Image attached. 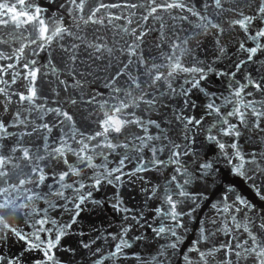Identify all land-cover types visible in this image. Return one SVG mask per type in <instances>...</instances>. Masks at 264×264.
Wrapping results in <instances>:
<instances>
[{"label": "snow or ice", "instance_id": "1", "mask_svg": "<svg viewBox=\"0 0 264 264\" xmlns=\"http://www.w3.org/2000/svg\"><path fill=\"white\" fill-rule=\"evenodd\" d=\"M211 3L220 12H237L235 7L225 8L223 0H211ZM253 3L255 7L251 15L240 11L237 18H232L229 22L230 26H239L244 33L251 32V26L256 24L254 33L245 36V40H251L255 46L246 47L244 42L239 44L245 58L233 65L237 69L244 65L246 60L252 61L254 54L258 51H264V43L261 42L264 40V0H249V7H252ZM67 5L68 15L74 16L78 21L75 24L77 28L80 27V24L85 26L103 24L104 17L97 15L101 9L121 6L132 10L143 8L146 14L141 18L146 21L150 18H157L155 14L158 12L186 7L184 4L168 2V0H162V2L143 0L142 3H131L125 0L123 5L105 4L100 0H67ZM205 7L208 5L205 4ZM60 8H65V5L61 4ZM105 15L111 22L112 14L106 12ZM193 15L198 16L203 22L198 23L197 27H202L204 30L210 27L217 32L224 31L220 24L212 23L206 16H200L198 12H194ZM114 18L121 19V17ZM123 18L127 20L128 25L133 23L129 17ZM9 24H13L17 29L24 25H30L32 32L29 33V37L24 39L23 43L13 49L11 55L6 54L3 48H0V61H9L6 64L0 63V84L3 85L0 87V113L6 114L0 115V182L8 186L0 187V193H6L8 188L17 189L29 183L36 188H41L43 185L48 191L33 192L28 190L30 194L25 198L29 201L43 200L48 208L56 207V200L65 202L71 200L72 211L75 215H79L81 203L87 201V197L81 194V189L91 187L92 190H96L102 183L119 184L122 176H134L137 171L160 172L162 169L171 167L172 174L166 178L163 187L156 185L145 190L149 196H157L160 201V206L154 208L159 223L157 227L152 228V232L155 237L167 241L161 244L159 249H156L151 261L153 264H165V261L170 259L169 249L175 251L180 243V237L175 229L181 226L180 217L184 215V212L182 209L178 210V206L186 200L195 201L200 198L189 190L190 185L203 182L204 188L207 190V185L210 182L216 183L215 175H217L219 157H222L224 162L230 166V171L234 175L251 181L253 187H256V178H262L261 187L264 188V147L261 146L264 145V136L260 143L255 145L256 150L253 151H243L238 143V139L242 135V128L264 134V98L260 100L242 98V93L246 96H252L253 92L264 93V80L256 81L248 78L247 84L233 88L229 93L234 97V100L223 97V103L217 104L214 94H210L200 87V81L204 79V68L185 67L180 57L175 56L174 53L165 57L166 64L149 63L142 55L137 54V42L144 35V30L141 29L138 33L136 28L125 26L133 38V44L126 45L121 50V54L126 53L127 55V63L121 61L114 70V74L108 77L105 84L108 91L107 98L101 96L98 100L96 95L89 96L87 103L96 106L93 110L96 126L81 130L76 127L75 114L66 110L59 100H54L56 107L47 106L46 103H36L39 97L35 81L40 72V68L36 67V60L20 64V71H15L17 63L24 56L26 47L35 45L36 48L45 50L58 39H64L65 34L74 35L71 28L60 17L50 18L46 21L44 9L35 3V0H16L13 4H9L7 0H0V26L7 27ZM137 27L140 26L137 25ZM33 36L34 38H32ZM76 39L79 40L80 37L76 36ZM8 43V39L0 36V45ZM171 46L173 49L178 47L175 43ZM88 47L96 52L105 48L104 45L95 43H89ZM61 48L69 54L68 60L74 63L77 56L73 49H77L78 45L75 43L70 47L61 45ZM106 50L109 54L113 51L112 49ZM220 51L223 52L224 49L220 48ZM32 55H36L35 48L32 49ZM133 63L136 64L135 74L132 72ZM44 67L48 68L53 76H56L58 69L51 60ZM162 68L164 70H161ZM10 70L13 73L11 75H9ZM211 70V68L208 69V71ZM179 72L192 75L191 79L185 81L188 88L181 86L177 93V89L173 87L172 79ZM217 74L223 75L222 73ZM229 74L231 75V73ZM6 75L7 79L4 78ZM69 75H72L71 71ZM142 76L147 77V80H142ZM18 78L27 81V85L19 91L10 92V86L16 84ZM57 80L60 85L64 86L65 91L70 86H80V81L77 80H74L72 85H69L66 80H59L58 76ZM121 80L124 81L123 85L120 83ZM145 84L153 88L158 85L166 86V91L184 97L181 106L174 110L173 116L180 128L179 132L174 133L170 129L168 133H165L156 120L145 119L143 113L138 114L142 105L145 110H150L157 103L155 97L149 98L148 93L145 92ZM249 87L253 89V92L246 91ZM189 89H198L200 92H204L207 103L202 106L203 114L200 116L189 114L185 110L197 107L191 101ZM56 95L58 96L59 93ZM13 96L16 97V103L21 105L15 111L10 110ZM80 100H83L82 96ZM25 103L29 106L27 109L23 107ZM66 103L74 106L78 100L69 96ZM226 104H232L231 111L223 110V105ZM32 113H37L34 119H30ZM49 114H52V119L45 120ZM207 117H214V119L205 128ZM233 120L237 122L233 123ZM37 121L39 122L37 123ZM54 127H59L61 133L58 140L53 139L49 144ZM65 127L68 129L67 132L63 131ZM152 128L158 131L157 135L152 134L150 131ZM200 133H203L204 140L207 142V145H202V147L214 145L218 152L217 158H210L206 153L201 155L200 151L195 148L197 136ZM173 135L176 136V139L172 138ZM33 136L36 137L35 140L32 139ZM72 144H75L76 147H72ZM120 153L123 154L119 155L116 161L118 166L109 168L108 156ZM128 153H132L136 161L131 173L124 172L126 163H130L132 159ZM69 157H74V159L70 160ZM97 157L102 158L100 163H96ZM85 170L90 171L91 175H88ZM72 177H81V179H72L71 183H66V180ZM13 178H15V183H9ZM48 179L52 180V184H47ZM65 189H70L73 195L66 196ZM91 194V191H88V197H91ZM257 195L260 196V190H257ZM260 198L264 200V196H260ZM113 199V208L121 210L122 201L117 196H114ZM94 203L99 202L94 201ZM9 206L10 202H5L0 204V209L8 210ZM25 207L31 208L27 216L33 220L32 233L26 234L18 227L10 226L6 222L5 215H0V223L3 224L4 232H10L17 239L24 241L27 250L43 252V259L37 260L35 264H59L55 260L52 250L57 247L62 236L66 234L69 225L64 224L54 229H46L43 226L48 223L46 210H44V217L35 219L40 215V210H37L33 205H25ZM212 208L216 210L217 215L227 214L225 221L231 219L233 222L232 225L225 223L224 227L217 231H224L227 235H231L242 230L244 239H236L234 244L226 239L223 242H214L211 247H208L206 242L213 232L202 227L197 239L191 242V247L183 254V264H216L217 255L221 257L220 264H231L230 257L235 256L239 259L242 254L245 257L251 256L254 264H264V205L257 209L256 204L236 194L233 188L228 187L223 197L214 203ZM122 210L129 213L125 219H130L132 222L121 228V233L126 234L131 227L139 225L142 213L131 215L132 210L126 207ZM238 213H244V223L238 222L236 215ZM166 220L171 223H165ZM206 222L212 225L216 224V220ZM51 223L56 225L57 222L52 220ZM149 227L151 226L149 225ZM42 232L53 233L54 238L42 239L40 236ZM141 238L136 237V239ZM3 239L4 237L0 236V241ZM114 239L116 238L114 237ZM84 247H88V245H84ZM130 247L125 236L120 235L119 242L115 244V251L110 252L109 256L112 258H117L118 254L123 256V249ZM0 264H21V258L15 255L11 258L0 255Z\"/></svg>", "mask_w": 264, "mask_h": 264}, {"label": "water", "instance_id": "2", "mask_svg": "<svg viewBox=\"0 0 264 264\" xmlns=\"http://www.w3.org/2000/svg\"><path fill=\"white\" fill-rule=\"evenodd\" d=\"M7 2L13 4L16 0H7ZM100 2L123 5L125 0H100ZM128 2L142 3L143 0H128ZM158 2H162V0H158ZM168 2H178L186 7L158 12L155 14L157 18H150L146 21L141 18L142 15L146 14L143 8L132 10L121 6L101 9L97 15L104 17L103 24H89L87 26L80 24V27L77 28L75 24L78 21L75 20L74 16H69L66 11L67 0H35V3L44 9L46 21L50 18H63L65 24L71 28L74 35L68 36L65 34L64 39H58L52 43L51 47L45 50H40L35 45L26 47L24 56L17 63L15 71H20V64L29 60H36V67L40 68L35 81L39 97L36 103H46L47 106L56 107L54 100H59L66 110H70L75 114L76 127L81 130L95 128L96 126L94 124L96 117L93 111L96 106L87 103L89 96L96 95L98 100L101 96L107 98L108 91L105 88V84L108 77L114 74V70L120 65L121 61L127 63V55L126 53L121 54V50L126 45L133 44V38L125 26L136 28L138 33L141 29L144 30V35L137 42V54L142 55L149 63L166 64L165 57L174 53L175 56L180 57L185 67L196 66L204 68V79L200 81V87L206 92L214 94L217 98V104L223 103V97L234 100V97L230 96L229 93L233 88L247 84L248 78L256 81L264 80V51H258L254 54L252 61L246 60L245 64L241 65L239 69L233 67L240 59L245 58L244 53L239 48L241 42H244L246 47L255 46L251 40L246 41L245 36L254 33L256 24L254 23L251 26V32L244 33L239 26H230L229 22L230 19L237 18V14L240 11H243L246 15H251L255 7L254 3L252 7H249V0H223L225 8L235 7L237 12H220L215 9L211 0H168ZM61 4H64L65 8H60ZM205 4L208 7H205ZM188 9L192 11L190 12ZM106 12L112 14L111 22H109V17L105 15ZM194 12H198L200 16H206L212 23L220 24L224 31L217 32V30L210 27L207 30L197 27L198 23L203 22L200 21L198 16L193 15ZM114 17H121V19H115ZM123 17H129L133 23L128 25L127 20ZM137 25L140 27L138 28ZM31 32L32 27L30 25H24L19 29L15 28L13 24H9L7 27L0 26V36L9 40L8 44L0 45V48H3L6 54L11 55L13 49L23 43ZM76 36H79L80 39H76ZM261 42L264 43V40ZM73 43L78 45L77 49H73L77 56L74 63L68 60L69 54L61 48V45L70 47ZM89 43L102 44L105 48L101 49L100 52H96L88 47ZM173 43L178 45L176 49L172 48L171 45ZM34 48L36 49V55H32V49ZM220 48H223L224 51L221 52ZM106 49H112L113 51L109 54ZM49 60L58 69L56 76H53L48 68L44 67V65L49 63ZM8 62L0 61L3 64ZM12 62L16 63L15 61ZM209 68L212 70L208 71ZM161 70L164 69L162 68ZM70 71L72 75H69ZM132 72L133 74L136 73L135 63L132 65ZM217 73H222L223 75H218ZM11 74H13L12 70L9 72V75ZM191 75L190 73L179 72L174 76L172 84L177 89V93H179L181 86L188 88L185 81L191 79ZM57 76L59 80H66L69 85H72L74 80L80 81V86H70L65 91L64 86L58 83ZM4 78L7 79L8 76L6 75ZM141 79L146 81L147 77L142 76ZM27 83L22 78H18L17 83L10 86L9 91H19ZM120 83L123 85L124 81L121 80ZM230 85L232 86L231 88L229 87ZM2 86L0 84V87ZM53 89H55V92H53ZM144 90L148 93L149 98L155 97L157 103L150 110H145L142 105L138 110V114L143 113L145 119L156 120L165 133H168L170 129L174 133L179 132L180 128L177 122L174 121L173 116L174 110L181 106V101L184 97L178 94L173 95L171 92L166 91V86L161 85L153 88L145 84ZM246 91L253 92V89L249 87ZM56 93H59V95L57 96ZM189 95L191 101L197 107L195 109L186 108L185 110L192 115H202V106L207 103L204 92H200L198 89H189ZM69 96L77 99L78 103L74 106L67 105L66 100ZM81 96L83 97L82 101L80 100ZM242 98L245 100H260L264 98V93L253 92L252 96H246L242 93ZM12 100L13 103L10 106V110L15 111L21 105L16 103L15 96H13ZM23 107L27 109L29 106L25 103ZM223 110L231 111L232 104L223 105ZM0 115L6 114L0 113ZM36 116L37 113H32L30 119H34ZM50 119H52V114L45 117V120ZM213 119L214 117H207L204 127L207 128ZM232 122L236 123L237 121L233 120ZM63 131L67 132V127ZM150 131L153 135L158 134V131L154 128L150 129ZM60 133L61 129L54 127L49 144L52 143L53 139L58 140ZM262 136L264 134H258L255 130L249 131L242 128V135L238 139V143L243 151H253L256 150L255 145L260 143ZM172 138L176 139V136L173 135ZM32 139L35 140L36 137L33 136ZM177 142L180 141L177 140ZM202 145H207V142L204 140L203 133H200L197 136L195 148L200 151L201 155L206 153L210 158L218 157V152L214 145L207 147H202ZM71 146L76 147L75 144ZM261 146L264 147V145ZM33 151H35L34 148ZM122 154H111L108 156L109 168L118 166L116 161L119 155ZM128 155L132 159L130 163H126L125 173H131L136 163L134 155L132 153H128ZM69 159L72 160L74 157H69ZM101 159L97 157L96 163H100ZM85 171L88 175H91L90 171ZM171 174V167L162 169L160 172L137 171L134 176H122L121 182L116 185L102 183L96 190H92L91 187L81 189V194L87 197V201L81 203L79 215H75L72 211L71 200L67 202L56 200L57 206L48 208V205L43 200L29 201L25 198L30 194L28 190L33 192L48 191L43 185H41V188H36L29 183L17 189L8 188L6 193H0V204L10 202V206L8 210L0 209V215H5L6 222L10 226L18 227L26 234L32 233L33 220L27 216L31 208L25 207V205H33L37 210H40V215L36 216L35 219L44 217V210H46L48 223L43 225L46 229H54L64 224L69 225L66 229V234L62 236L57 247L52 250L55 260L59 264H97V261H99V264H145V262L153 264L151 257L155 255L156 249H159L161 244L167 241L155 237L152 232V228L157 227L159 223V218H156L154 208L160 206V201L157 196H149L145 190L150 186L159 185L163 187L166 178ZM72 179H81V177H72L66 180V183H71ZM215 179L216 183L210 182L207 185V190H205L203 182L189 186V190L200 198L195 201L186 200L178 206V210L182 209L184 212V215L180 217L181 226L175 229L180 237V243L175 251L169 249L170 259L166 260L165 264H183V254L191 247V242L197 239L199 230L202 227L213 232V235L206 242L208 247H211L214 242H223L226 239L233 244L236 239H244L242 230L231 235H227L224 231H217V229L223 228L225 223L228 225L233 223L231 219L225 221L227 214L217 215L216 210L212 208V205L223 197L228 187L233 188L236 194L256 204L257 209L264 205V200L260 198V196H264V188L261 187L262 178L257 177L256 187H253L251 181L234 175L230 171V166L224 162L222 157L218 158ZM9 183H15V178L10 180ZM85 183L87 184V182ZM47 184H52V180L48 179ZM0 187L8 186L0 182ZM257 190H260V196L257 195ZM88 191H91V197H88ZM65 195L72 196L73 194L70 189H65ZM114 196H117L122 201L121 210L113 208ZM94 201L99 203H94ZM125 207L132 210L131 215L142 213L139 225L131 227L126 234L121 233V228L132 222L130 219H125L126 216H129V213H125L122 210ZM74 215L75 218L73 219ZM236 215L238 222L244 223V213ZM52 220L57 222L56 225L51 223ZM208 220H216V224H209L206 222ZM164 222L171 223V221L167 220ZM36 227H39V225H36ZM120 235L125 236L131 247L123 249V256L118 254L117 258H112L109 253L115 251V244L119 242ZM0 236L4 237L0 241V255H5L9 258L15 255L21 258V264H35L37 260L43 259L41 250L29 251L24 241L17 239L10 232L5 233L2 223H0ZM40 236L42 239L54 238L53 233L42 232ZM138 236L142 238L136 239ZM33 239L35 238L33 237ZM84 245H88V247H84ZM230 259L231 264H254L251 256L245 257L243 254L239 259L235 256L230 257ZM220 260V255H217L216 264H220Z\"/></svg>", "mask_w": 264, "mask_h": 264}]
</instances>
